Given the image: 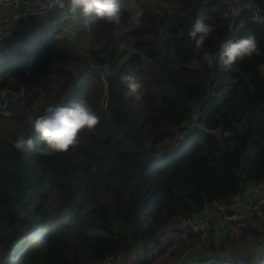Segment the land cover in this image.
<instances>
[{"label": "trees", "instance_id": "trees-1", "mask_svg": "<svg viewBox=\"0 0 264 264\" xmlns=\"http://www.w3.org/2000/svg\"><path fill=\"white\" fill-rule=\"evenodd\" d=\"M252 3L261 21L252 22L244 11L235 38L254 33L259 54L229 68L216 56L230 16L212 1L183 5L195 6L192 17L209 8L203 19L216 31L201 49L189 42L188 25L180 41L171 32L158 51L139 45L127 63L120 62L121 47L113 49L119 70L132 66L140 80L139 101L128 95L117 71L106 76V88L96 72L87 71L104 54L79 56L56 33L43 39L29 68L0 81L1 87L19 83L29 70L39 85L53 86L47 105L85 99L99 116L93 129L81 130L77 144L46 155L29 117L47 105L33 109L35 93L15 105L9 120L17 129L0 144V264H98L123 256L159 237L178 217L214 202L227 204L245 185L264 179V0ZM121 11L120 23L132 21L131 10ZM103 93L105 109L99 105ZM192 114L198 118L187 131ZM21 131L32 136L31 150L12 147ZM180 132L186 134L181 141ZM258 214L264 216V207ZM34 233L43 246L31 239Z\"/></svg>", "mask_w": 264, "mask_h": 264}, {"label": "built area", "instance_id": "built-area-1", "mask_svg": "<svg viewBox=\"0 0 264 264\" xmlns=\"http://www.w3.org/2000/svg\"><path fill=\"white\" fill-rule=\"evenodd\" d=\"M203 3H208L212 1L214 3L213 8L218 10L219 8L223 10L224 13H227L230 16V23L228 27L227 39H236L235 33L240 27L238 23V19L244 11H249L252 22L261 21L260 15L256 10L252 0H202ZM60 0H0V7L8 10L9 12L6 15H0V41L8 38L10 36V32L4 30L2 26L10 23L16 22L20 20L32 19V18H45L46 20L52 19V15L55 14H63L68 16L69 14H65V10L61 9L58 4ZM66 2V0H64ZM146 0H142L137 2L139 5H144ZM179 12L171 11L169 19L163 23V27L161 31L163 32L165 38L171 34H174V38L176 41H180L181 36L185 32V26H182L181 21L185 20V18L181 19L180 15L186 16L187 9L181 7ZM207 11L209 8L203 9L198 15L192 17L190 23L197 17L203 18L207 15ZM141 15V14H140ZM2 28V29H1ZM59 38L62 41H68L70 39L76 38L79 35L78 28L73 24L72 20L69 19V22L66 27L62 28L59 33ZM122 45H120L121 47ZM122 51L120 50V62L127 63L130 59L131 54L134 51H140L138 44L134 41L128 42ZM109 63V64H108ZM112 69L109 61H104L101 63L91 64L89 66L88 72L94 71L97 73L100 81L106 88V76L109 74ZM24 75L26 76V80L21 81L19 83L13 85H5L3 87L0 86V117L8 118L11 116L12 106L16 102H24L23 100L30 95V93H35L39 96V88L41 85L38 83V79L29 78L30 71L25 70ZM100 107L105 109L107 106V94L103 93L100 103ZM198 118L197 114H192L190 122L187 125V131L189 129L194 128V122ZM185 131V132H187ZM185 132H180L176 134V139L181 141L185 137ZM252 197L254 199V209L258 213L264 207V179L245 185L239 192L238 195L233 197L229 203L223 204L219 202H214L209 204L203 211L192 213L185 216H180L177 220L170 225L171 236L176 241L186 242L189 240H194L197 245L203 249H208L211 244L216 242H221L228 237L227 230L223 228H218L213 231L211 235V239H207V231L210 232V225L213 224L214 217L212 211H215L221 218L226 221H233L240 213V209L243 206V201L245 198ZM190 236H192L190 238ZM167 240L166 234L162 233L156 239H153L149 242L140 243L139 251L132 255V263L131 264H150L147 259L148 256L165 243ZM262 249H264V237L262 240V244L259 245ZM123 263V257L121 255H113L106 257L102 262L98 264H120ZM170 264V263H167ZM173 264H211L200 261H195L192 263H184L182 261H178ZM235 264H241L235 263Z\"/></svg>", "mask_w": 264, "mask_h": 264}, {"label": "clouds", "instance_id": "clouds-1", "mask_svg": "<svg viewBox=\"0 0 264 264\" xmlns=\"http://www.w3.org/2000/svg\"><path fill=\"white\" fill-rule=\"evenodd\" d=\"M58 6L65 10V14L76 13L92 20H100L106 24H118L122 11L118 0H60ZM216 31V26L206 23L203 18L197 17L187 29L186 36L195 49L203 48L205 41ZM257 38L254 33H246L237 39L223 40L216 56L217 62L225 68L231 67L235 62L251 58L259 54ZM208 56V52H204ZM128 90V94L136 100H141L139 90L141 82L135 74L124 73L120 76ZM99 116L85 99H76L70 105L49 104L42 114L29 117L32 130L43 142L41 152L46 155L63 153L78 143L81 130H91L98 123ZM34 146L32 136L25 132H18L12 141V147L17 151L31 150ZM31 239L38 246H43L44 240L39 233H34ZM264 249H259L248 260L241 264H264L260 260Z\"/></svg>", "mask_w": 264, "mask_h": 264}, {"label": "rangeland", "instance_id": "rangeland-1", "mask_svg": "<svg viewBox=\"0 0 264 264\" xmlns=\"http://www.w3.org/2000/svg\"><path fill=\"white\" fill-rule=\"evenodd\" d=\"M127 1L126 7L129 9L131 7L134 11L132 14V21L129 23L125 24H106L103 21H98L97 26H94L93 28L90 29V31L83 33V23L82 21H75L77 23L78 31L80 30V36L68 40V45L70 47V50L81 56V55H91V57L95 58H103V54L105 56V60L103 61H109L111 62V67H113V70L111 69L110 72L112 71H117L116 72V77H118L120 74H134L133 72V67L130 66L127 69H120L119 70V63L116 64L115 60V54L112 58H109V53H111V49H113L118 45L121 46V51L125 48L123 46H126L128 42L134 41L136 45L138 46L141 44L143 46H155V42L157 40H153L154 38L162 37L161 33L158 32V30H161L163 27V23L169 19V15L167 12H165L162 8V3L164 2L163 0H147V2L144 5H139L137 2L142 1V0H123ZM185 0H180V2H173L170 4H178L177 5H171L170 9L171 11L174 12H179V9L181 7L187 9L188 11L186 12V16L180 15L181 19L185 18V20L181 21L182 26H187V20L186 17L190 16L192 17V14L195 10V6H183ZM169 3V2H168ZM193 7V10L190 8ZM208 13V11H207ZM142 14V15H140ZM199 14V13H198ZM197 14V15H198ZM62 14H55L52 15L51 20H57L58 17H60ZM48 17L45 18H33V19H38V20H46ZM150 19L152 22H150ZM35 22L37 20H34ZM144 26H147V28L151 29L154 28V32L149 31L145 32ZM157 27V28H156ZM190 27V26H189ZM82 32V35H81ZM162 32V31H161ZM163 33V32H162ZM164 35V34H163ZM79 39V42L77 43ZM77 43V44H75ZM147 49V48H145ZM94 53V54H93ZM102 62V61H101ZM100 62V63H101ZM109 64V63H108ZM123 70V72H120ZM0 70V74H1ZM9 72V71H8ZM9 74V73H8ZM115 74V73H114ZM3 76V75H2ZM0 76V77H2ZM52 87L53 86H40L39 88V94H40V99L37 100L36 106L33 107V109L37 110L48 103L52 102ZM129 95V94H128ZM16 102L11 109V115L13 114L12 110L15 105H17ZM23 104V103H21ZM10 117V116H9ZM4 118L3 121L0 122V144L1 142L9 137V135L14 132L17 129V124L15 122H12L9 120L10 118ZM248 214L246 215V219H240L239 221L242 223L243 227H235L233 226V223L238 221V216L235 218L233 221H226L222 219L218 215H214V221L213 224L210 225V232L207 231V239H211V235L213 231L217 230L219 227L218 225L220 224H225L224 228L227 230L228 237L219 242L222 243V247L224 248H218V249H213L211 252L212 254H225L228 258H238L239 260L246 261L248 258H246L248 255L252 257L257 250L262 249L258 243H256L261 235H264V216L259 215L255 209H254V204L252 206V210L247 212ZM252 213H255L256 219H251L253 216H250ZM261 216V218H259ZM219 220L220 224L218 221L215 219ZM251 219V225L253 227L252 232L246 231L245 229L249 228V223L248 220ZM236 229V231H232ZM217 243L216 241H214ZM176 250L172 253L169 254L168 256H177L179 255L178 259L182 255L186 256L192 249L198 248L197 243L194 240H189L186 242L185 248H182L181 245L176 244ZM203 249V248H202ZM206 250V249H204ZM139 251V250H138ZM126 254H124L125 257ZM263 255H260V258ZM169 259L167 257H164L161 263H155V264H162L163 261L166 263ZM179 260L176 259V261L169 262L170 264L177 263ZM122 264V262L120 263Z\"/></svg>", "mask_w": 264, "mask_h": 264}, {"label": "crops", "instance_id": "crops-1", "mask_svg": "<svg viewBox=\"0 0 264 264\" xmlns=\"http://www.w3.org/2000/svg\"><path fill=\"white\" fill-rule=\"evenodd\" d=\"M118 2L121 4V9L125 10L127 1L118 0ZM146 2H147V0H146ZM170 3H173V2H169V3L167 2L166 3L164 1L162 3V8L165 12L168 10L171 12L170 6L175 5V4H170ZM126 9H127V7H126ZM129 10H131L132 13H134V11L131 7H129ZM8 12H9L8 10L0 7V15H6ZM132 13H131V15H132ZM169 16H171V14ZM191 19H192V17H190V16L186 17L188 26L191 25V23H190ZM34 20H37V21L35 22ZM80 20L83 23L82 24L83 25V33L90 31L91 28H93L94 26H97V24H98V23L96 24V20L89 19L87 17L82 16L81 14L74 17V19H72V22L77 27V23L75 21L78 22ZM68 22H69V20L66 18L65 15L62 14L60 17H58L57 20H51V19L50 20H38V19L32 18V19L20 20V21H16V22H10V23L2 26V28L4 30H7L10 32V36L8 38L4 39L3 41H0V70L2 71L0 76L3 75L2 77H0V81L6 77H9L10 75L14 76L15 74H12V73L20 72L23 69L29 68L30 63L32 62V59H33V55L37 51L39 46L41 45L43 39L45 37H48V36L50 37L52 33H56V35H57L62 28L67 26ZM150 22H152L151 19H150ZM120 24H123V23H120ZM143 28H144L145 32H149V31L154 32L155 31L154 28L149 29V28H147V26H144ZM158 32L161 33L162 37H158L157 39L156 38L153 39V40H157L155 42L154 47H152V46L146 47V46H143L141 44H140V47L142 46L144 49L145 48H147V49L151 48V49H154L155 51H158L162 47V45L164 44V41H165V36L161 32V30H158ZM81 35H82V32H81ZM79 36H80V30H79ZM78 42H79V39H78L77 43ZM65 43H66V48L69 51H71L70 47L68 45V41H65ZM77 43H75V44H77ZM113 49H116V52H117V46L116 45ZM113 49H111V52H113V56H114ZM108 60L110 61V59H108ZM102 62H104V61H102ZM98 63H100V62L98 61ZM253 204H254V199L252 197L244 199L243 206L241 207L239 216L237 217L238 221L233 223V226L238 227V228L243 227L242 223L239 220L240 219H246L245 217L248 214L247 212L252 210ZM212 214H213V217H214V215H218L221 217V215H219L215 211H212ZM250 216H253L251 219H256V216H258V215H255V213H252ZM259 218H261V216H259ZM215 219L220 224L217 217H215ZM222 219H223V216H222ZM251 219L248 220L249 228H247V229H253V227L251 225L252 224ZM170 225L171 224H169L163 231V234L164 233L166 234L167 240L161 246V248L154 250L148 256V259H147L148 263H154V264L155 263H161L162 261H160V260H162L164 257H167L169 259L166 262H173V261H176V259L183 261V262H194V261H199L201 259H206V258L210 261V263H213V264H235V263H239V262L243 261L241 259L239 260L237 257L236 258H232V257L228 258L225 254H212L211 252L213 251V249L223 248L222 243H219V242L215 243L213 245L212 249L209 251L204 250L198 246V248L192 249L188 253V255H186V256L182 255L180 257V259H178L180 254L177 256H173V255L168 256L169 254H172L176 250V247H175L176 244H179L178 241L173 239L171 236ZM224 226H226V225L225 224L218 225L219 228H223ZM232 231H236V229L235 230L232 229ZM139 249H140V247H139V245H137L129 253H126L122 264H131L132 263V255L137 253ZM246 258L250 259L251 257H250V255H248ZM162 264H164V261Z\"/></svg>", "mask_w": 264, "mask_h": 264}]
</instances>
